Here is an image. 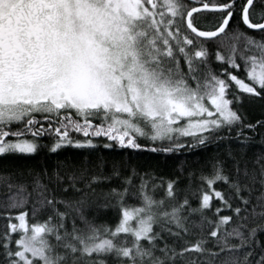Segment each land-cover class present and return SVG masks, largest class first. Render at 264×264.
<instances>
[{
	"label": "snow or ice",
	"instance_id": "1",
	"mask_svg": "<svg viewBox=\"0 0 264 264\" xmlns=\"http://www.w3.org/2000/svg\"><path fill=\"white\" fill-rule=\"evenodd\" d=\"M241 94L264 103V0H0V155L91 150L96 138L160 153L206 146L233 126L264 128L244 123ZM261 161L258 174L239 161L230 174L214 159L207 174L142 175L139 184L133 169L103 192L118 210L113 226L81 208L85 190L121 175L115 166L110 175L69 172L67 183L56 173L59 192L79 198L37 180L30 204L24 184H9L0 264H264Z\"/></svg>",
	"mask_w": 264,
	"mask_h": 264
},
{
	"label": "trees",
	"instance_id": "2",
	"mask_svg": "<svg viewBox=\"0 0 264 264\" xmlns=\"http://www.w3.org/2000/svg\"><path fill=\"white\" fill-rule=\"evenodd\" d=\"M189 3L190 0H184ZM196 22L202 24L206 16L195 14ZM230 42V37H224L222 43L225 47L221 48L222 53L226 51L227 44ZM216 45L210 46V52L214 51ZM214 68L218 64L213 59ZM244 97L239 104L240 112L244 117V123H255L257 120H264V103L259 100H251ZM239 131V134H238ZM77 138H82L81 134L72 133ZM225 138L208 143L206 146H198L196 148L187 150L181 149L179 152L160 153L150 152L148 150H133L129 148L119 147L113 144L112 148H104L103 143L107 142L104 138H96L99 143L95 149H80L73 146H63L56 152H50L48 147H40L34 154H2L0 155V205L6 203L4 197L9 191L8 185H13L12 191H17V186L24 184L27 191L31 193L29 203L35 201L37 192L33 191L35 182L38 180L40 184L47 185L49 188H57L58 195H74L79 198L81 193H61L59 192L56 181V173H59L65 179L60 183H67V173H79L82 169H87L88 173H97L110 175L114 166L121 173L120 176H113L110 181L94 184L95 193L90 190H85L87 195L83 196L85 201L81 208L84 216L97 224H108L113 226L118 220V210L111 206H105L109 203L103 195L110 187H119L122 185V180L125 176L132 175V170L135 169L137 175L133 176V183L139 184L140 176L147 178L149 175L156 178H164L165 180L173 178L177 175L186 177L189 169H194L197 175L203 171L209 173L212 167V161L219 159L224 161L225 169L228 173L235 171L233 165L235 161H239L241 168L247 165L249 170L255 169L259 173V164L257 160L264 156V128L257 126L255 131L246 127L239 128L233 126L230 133H224ZM248 137L246 143H242ZM29 139L31 137H28ZM186 139V138H182ZM51 138L45 136L41 143L48 145ZM140 143L149 144L150 142L141 139ZM264 162V161H261ZM186 180H181V186L186 184ZM199 181H193V187ZM78 186L82 187V182H78ZM217 187L222 188L225 193L229 192L226 185L217 184ZM259 189V184H257ZM257 193H254V195ZM155 195L159 198L163 195L162 189H157ZM193 205L197 203L195 198H191ZM129 203H138L135 200H129ZM114 203V202H113ZM215 204L216 201L214 200ZM238 203V201H234ZM13 211H16L15 209ZM223 214L233 215L231 212H224ZM31 219V217H30ZM37 220H43L44 216L36 217ZM235 220V217H234ZM77 223L80 220L77 217ZM224 227H231L229 225ZM6 230V220L0 217V233ZM258 238L264 242V232H258ZM192 236L189 239H195ZM235 242V241H233Z\"/></svg>",
	"mask_w": 264,
	"mask_h": 264
},
{
	"label": "rangeland",
	"instance_id": "3",
	"mask_svg": "<svg viewBox=\"0 0 264 264\" xmlns=\"http://www.w3.org/2000/svg\"><path fill=\"white\" fill-rule=\"evenodd\" d=\"M158 2H159V3H162V2H163V0H158Z\"/></svg>",
	"mask_w": 264,
	"mask_h": 264
},
{
	"label": "water",
	"instance_id": "4",
	"mask_svg": "<svg viewBox=\"0 0 264 264\" xmlns=\"http://www.w3.org/2000/svg\"><path fill=\"white\" fill-rule=\"evenodd\" d=\"M196 13H194L193 15H195Z\"/></svg>",
	"mask_w": 264,
	"mask_h": 264
}]
</instances>
